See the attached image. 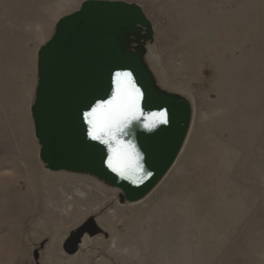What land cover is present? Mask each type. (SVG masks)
<instances>
[{
  "label": "rangeland",
  "instance_id": "rangeland-1",
  "mask_svg": "<svg viewBox=\"0 0 264 264\" xmlns=\"http://www.w3.org/2000/svg\"><path fill=\"white\" fill-rule=\"evenodd\" d=\"M85 1L0 0V264H264V0H93L142 10L144 63L191 106L175 162L131 204L38 156L37 52ZM89 218L107 237L66 255Z\"/></svg>",
  "mask_w": 264,
  "mask_h": 264
},
{
  "label": "water",
  "instance_id": "water-1",
  "mask_svg": "<svg viewBox=\"0 0 264 264\" xmlns=\"http://www.w3.org/2000/svg\"><path fill=\"white\" fill-rule=\"evenodd\" d=\"M152 40L150 22L142 10L122 2L85 1L75 13L61 18L51 40L37 52V86L30 108L39 160L45 169L92 176L120 191L119 203L146 197L175 162L186 138L190 103L161 90L144 63V47L131 44ZM139 90V119L108 144L92 140L88 113L106 104L117 92L123 74ZM165 113L166 123L147 129L153 113ZM127 146L124 168L113 171L110 160ZM87 235H107L89 218L63 244L75 255ZM40 249L43 244H40ZM39 251L33 252L39 264Z\"/></svg>",
  "mask_w": 264,
  "mask_h": 264
},
{
  "label": "snow or ice",
  "instance_id": "snow-or-ice-1",
  "mask_svg": "<svg viewBox=\"0 0 264 264\" xmlns=\"http://www.w3.org/2000/svg\"><path fill=\"white\" fill-rule=\"evenodd\" d=\"M127 83L117 80V92L113 98L106 104H99L88 113L89 137L92 140H98L101 143L108 144L111 140L116 142L115 137L118 133L123 132L133 121L138 120L139 113V90L131 85V78L128 74H123ZM166 123L165 113H153L151 123H146L145 128L151 129L157 124ZM123 150H118L116 157L110 160L109 167L117 171L118 167L124 168L123 161L128 157L127 146H122Z\"/></svg>",
  "mask_w": 264,
  "mask_h": 264
},
{
  "label": "flooded vegetation",
  "instance_id": "flooded-vegetation-1",
  "mask_svg": "<svg viewBox=\"0 0 264 264\" xmlns=\"http://www.w3.org/2000/svg\"><path fill=\"white\" fill-rule=\"evenodd\" d=\"M145 44H146V42H144V41H141V42H139L138 44H131L130 51H131V52H135L134 50H135L136 48H141L142 46L144 47ZM144 54H145V52H144ZM84 236H85V235H84Z\"/></svg>",
  "mask_w": 264,
  "mask_h": 264
},
{
  "label": "bare ground",
  "instance_id": "bare-ground-1",
  "mask_svg": "<svg viewBox=\"0 0 264 264\" xmlns=\"http://www.w3.org/2000/svg\"><path fill=\"white\" fill-rule=\"evenodd\" d=\"M154 60V59H153ZM158 60V59H157ZM155 61V60H154ZM158 62V61H157Z\"/></svg>",
  "mask_w": 264,
  "mask_h": 264
}]
</instances>
